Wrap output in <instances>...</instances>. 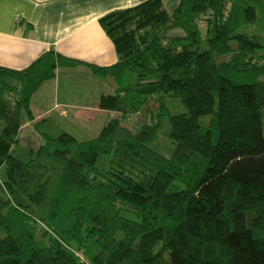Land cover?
<instances>
[{
	"label": "trees",
	"instance_id": "obj_1",
	"mask_svg": "<svg viewBox=\"0 0 264 264\" xmlns=\"http://www.w3.org/2000/svg\"><path fill=\"white\" fill-rule=\"evenodd\" d=\"M100 21L119 60L92 66L112 84L95 139L32 107L79 61L0 66V264H264V0H145Z\"/></svg>",
	"mask_w": 264,
	"mask_h": 264
},
{
	"label": "crops",
	"instance_id": "obj_2",
	"mask_svg": "<svg viewBox=\"0 0 264 264\" xmlns=\"http://www.w3.org/2000/svg\"><path fill=\"white\" fill-rule=\"evenodd\" d=\"M144 1L0 0V66L23 70L52 50L79 61L59 69L56 78L36 91L32 100L36 119L51 117L69 124L73 129H63L79 140L100 135L111 117V112L100 108V98L112 92V84L98 77L92 66L111 67L119 60L100 20ZM163 1L169 11L180 2Z\"/></svg>",
	"mask_w": 264,
	"mask_h": 264
},
{
	"label": "rangeland",
	"instance_id": "obj_3",
	"mask_svg": "<svg viewBox=\"0 0 264 264\" xmlns=\"http://www.w3.org/2000/svg\"><path fill=\"white\" fill-rule=\"evenodd\" d=\"M167 4L170 6V3H169V1H167ZM167 5V6H168ZM228 56H224V57H220L221 59H223V58H227ZM80 78V77H79ZM109 90V89H108ZM167 105L170 107V108H172L173 110H174V112H176V113H182V112H185L186 111V108L184 107V105L181 103V101L180 100H178V99H175V98H171V97H169L168 99H167ZM132 117V116H131ZM43 118H46V117H42V118H40V119H37V120H41V119H43ZM54 120H55V118H53ZM128 120V119H127ZM136 121V122H135ZM128 122H132L133 124H129V125H131L133 128H135V129H137V128H139V123L141 122V119H139L138 118V121H137V118H136V116H134L133 118H130L129 120H128ZM56 124H57V128H59V129H61V130H64V131H66L65 129H63L64 127H70L69 126V124L67 125V124H59V123H57V122H55ZM30 124V123H29ZM128 124V123H127ZM130 126V127H131ZM71 128V127H70ZM71 129H73V128H71ZM169 130L170 129V125H169V122L168 121H166V124H165V126H164V128H163V130H162V132H165V130ZM161 136H162V134H161ZM21 137H22V139H25V141H28V142H30V143H33V144H37V145H41L42 143H43V139H42V137L37 133V132H35V130H34V127L30 124V125H28V124H26L25 126H24V129L22 130V132H21ZM98 137V136H97ZM96 137V138H97ZM163 137V136H162ZM161 137V138H162ZM80 140H87V139H80ZM167 141H168V139H166ZM167 141H164V139H162V143L164 144V145H166L165 143L167 142ZM169 143L172 145L173 143H172V141H170L169 140ZM169 144V145H170ZM157 146V145H156ZM158 148V147H157ZM173 148H174V145H173ZM159 149V148H158ZM160 150V149H159ZM163 154H165V155H167V156H169L170 155V153L171 152H169L168 150H160ZM4 171H5V169L3 168L2 170H1V173H3V175H1V180H5V176H4Z\"/></svg>",
	"mask_w": 264,
	"mask_h": 264
}]
</instances>
